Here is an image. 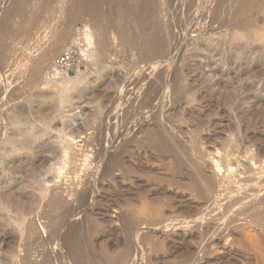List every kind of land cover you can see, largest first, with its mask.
<instances>
[{
	"label": "rangeland",
	"instance_id": "1",
	"mask_svg": "<svg viewBox=\"0 0 264 264\" xmlns=\"http://www.w3.org/2000/svg\"><path fill=\"white\" fill-rule=\"evenodd\" d=\"M101 1L0 0V147L13 135L23 140L20 130L38 132L49 159L37 164L45 195L32 188L30 173L14 198L6 195L4 186L16 179L4 183L9 171L0 164V261L264 264V227L255 214L240 212L245 193L248 205L264 198V0L244 11L238 6L245 0ZM95 4L106 13L98 22ZM119 6L129 15L124 9L118 17ZM87 30L90 44L80 40ZM154 37L164 42L155 58ZM72 46L76 68L55 74V58ZM92 52L96 59L86 62ZM222 78L235 89L216 85L206 98L191 100ZM175 79L182 89L172 91ZM52 153L61 156L58 163ZM212 157L228 158L236 170L218 181ZM203 173L217 186L208 188ZM60 189L63 202L50 204V191ZM85 189L93 195L86 202L79 198Z\"/></svg>",
	"mask_w": 264,
	"mask_h": 264
},
{
	"label": "bare ground",
	"instance_id": "2",
	"mask_svg": "<svg viewBox=\"0 0 264 264\" xmlns=\"http://www.w3.org/2000/svg\"><path fill=\"white\" fill-rule=\"evenodd\" d=\"M17 1V0H16ZM19 1V3L20 2H25V0H18ZM51 1V0H50ZM87 1V0H86ZM90 1V0H89ZM147 1H151V0H147ZM254 1L255 0H245V1H242V2H239V6H238V9H240V11H244V10H246L249 6H251L253 3H254ZM95 2H98V1H95ZM94 2V3H95ZM120 2V1H119ZM122 2V1H121ZM145 2L146 1H144V4H145ZM22 3L21 4H19V5H17V7L15 8V11H14V13H20V12H22V10H23V5H22ZM83 3V2H82ZM85 3H87V2H85ZM84 3V4H85ZM90 3V2H89ZM93 2H91L90 4H92ZM100 3L102 4V1L100 0ZM150 3V2H149ZM153 3V2H152ZM96 4H98V3H96ZM95 4V6H94V8L92 9V10H94L93 11V18H94V20H95V22L97 21H101L102 20V18L104 17V15L106 14H104V13H101V8H100V10H99V6L101 5H96ZM122 4V3H121ZM123 4H124V2H123ZM147 4V3H146ZM82 5V4H81ZM87 5H88V3H87ZM118 5V4H117ZM116 5V6H117ZM148 5V4H147ZM152 5V4H151ZM90 6V5H89ZM122 6V5H121ZM149 6V12H151L150 11V5H148ZM147 6V7H148ZM118 7V6H117ZM120 7V6H119ZM124 7V6H123ZM123 7H120L119 9L117 8V11L118 12H120L119 13V16L118 17H122L121 16V13L123 12V10L124 11H126V5H125V7L123 8ZM153 7V6H152ZM155 7V6H154ZM84 8V7H83ZM88 7H86V9H87ZM146 7H144V9H145ZM90 9V7L88 8V10ZM90 9V10H91ZM83 11V10H82ZM85 11V10H84ZM103 11V10H102ZM116 11V12H117ZM127 11H128V9H127ZM126 11V12H127ZM13 12V11H12ZM85 12H89V11H85ZM84 12V13H85ZM92 12V11H91ZM104 12H106V11H104ZM115 12V13H116ZM83 13V14H84ZM90 13V12H89ZM129 11H128V13H125L126 15H129ZM8 17H7V19H6V21L5 20H3V21H5V23H7L6 25H8V27L12 24V13L10 12H8ZM88 14V13H87ZM122 14H124V12L122 13ZM132 15V14H131ZM12 16V17H11ZM34 15H32V17H33ZM89 16H90V14H89ZM91 16V17H92ZM116 16H117V14H116ZM124 16V15H123ZM135 16V15H134ZM83 17H84V15H83ZM82 17V18H83ZM128 17V16H127ZM136 17V16H135ZM35 18V17H34ZM92 18V19H93ZM124 18V17H123ZM136 18H138V17H136ZM140 18V17H139ZM121 19V18H120ZM125 19H127V18H125ZM129 19H130V17H129ZM131 19H134V18H131ZM142 19V18H141ZM94 20H92V21H94ZM136 20V19H135ZM122 21H124V20H122ZM121 21V22H122ZM126 21H128V20H126ZM138 21V20H137ZM35 21H34V19H32V18H26V24L28 25V26H30V25H32L33 23H34ZM129 22V21H128ZM139 22V21H138ZM4 23V22H3ZM4 23V24H5ZM11 23V24H10ZM140 23V22H139ZM138 23V24H139ZM142 23V22H141ZM10 24V25H9ZM127 24V23H126ZM126 24L124 25L123 23H122V25H124V26H126ZM121 25V26H122ZM141 25V27H142V24H140ZM10 27H12V26H10ZM123 27V26H122ZM127 27V26H126ZM6 28V27H5ZM129 28V27H128ZM9 29V28H8ZM123 29V28H122ZM126 28L124 27V30H125ZM4 30V29H3ZM10 30V29H9ZM89 30V29H88ZM88 30H87V32H85V34L80 38V40H84V41H87V43H91L92 41H91V39H92V37H91V33H89L88 32ZM127 31H129V30H127ZM137 33V32H136ZM66 34V33H65ZM64 34V35H65ZM68 34V33H67ZM66 34V35H67ZM66 37L67 36H64V38H63V41H66ZM76 42V41H75ZM76 44H78V46H79V43H76ZM150 44H151V48H150V55L152 56V57H158V56H161V55H163V53H164V42H163V40L161 41L160 39H158V38H152V40L150 41ZM78 49V48H77ZM50 58V55L48 54V55H43L42 56V59H41V61H40V63H39V66L40 65H42L43 63H45L48 59ZM96 59V56H95V53L94 52H92V53H89V54H86V56H85V61L86 62H88V61H92V60H95ZM157 64V63H156ZM159 66H160V64H158ZM158 65H153V66H158ZM162 65V64H161ZM156 67H155V69H156ZM154 69V70H155ZM215 73H216V71H215ZM246 72L245 71H242L241 73H239V75L240 74H245ZM176 74H178L177 72H176ZM226 74H230V72H226ZM185 75V74H184ZM183 76V75H182ZM225 75H223V77H224ZM159 78H161L160 76H158ZM157 77V78H158ZM180 77V76H179ZM178 77V78H179ZM176 78H177V76H176ZM177 78V79H178ZM195 79V78H194ZM198 79V78H197ZM171 80V79H170ZM196 80V79H195ZM199 80V79H198ZM175 81H177L176 79L173 81V83L175 82ZM180 81H181V78H180ZM182 82V81H181ZM180 82V83H181ZM223 83H225V85L223 84ZM237 83V82H236ZM181 84H183V83H181ZM216 85L217 86H219V87H230V89L232 90V89H235V86L233 85V82L232 81H225L223 78L222 79H220V80H218V81H216L215 83H214V85L213 84H211V85H208L207 86V88L205 89V91H200L199 90V93L196 95V94H192V96L190 97L191 98V100L192 101H198V100H200V98H201V100L203 99V98H206V94H207V92H208V90H210V89H212V88H214V87H216ZM173 86V88H174V90L172 89V91H177V90H179V89H182L181 87V85L180 84H178V81L176 82V84H172L171 85V87ZM185 86V85H184ZM183 86V87H184ZM246 84H242L241 85V87H243V88H246ZM185 88V92H186V94L188 93L189 94V92L192 90V85H188V86H186V87H184ZM184 88H183V90H184ZM82 90H83V88H81V87H79V88H77L76 89V91H77V93H80V92H82ZM181 93H183V94H185L184 93V91H180ZM180 92H179V94H180ZM174 93V92H173ZM232 95V94H231ZM230 95V96H231ZM157 96V95H156ZM154 99V98H153ZM156 99H158V98H156ZM259 99V98H258ZM160 101V100H159ZM258 101V100H257ZM156 102V101H155ZM153 103V102H152ZM157 103V102H156ZM168 105V104H167ZM160 106V105H159ZM156 109H157V107H156ZM130 111V110H129ZM153 111V110H152ZM155 111V110H154ZM163 111V110H162ZM155 114H157V112L155 113ZM159 114V113H158ZM152 115H153V113H152ZM132 116V115H131ZM125 117V116H124ZM160 117V116H159ZM130 118V117H129ZM128 118V119H129ZM131 119V118H130ZM134 119V118H133ZM160 120V119H159ZM133 121V120H132ZM130 122H131V120H130ZM154 122V121H153ZM157 122H159V121H156V123ZM135 123V122H134ZM133 123V124H134ZM126 124V123H125ZM159 124H161V123H159ZM158 125V124H157ZM163 125V124H162ZM139 126H141V125H139ZM159 127V126H158ZM132 128V127H131ZM136 128V127H135ZM135 128H133V130L135 129ZM140 129H142L141 127H139ZM139 128L138 129H136V131L137 130H139ZM132 130V131H133ZM163 130V129H162ZM240 130H242V132H243V135H245L246 134V137H247V134H248V130L249 129H247L246 127H243V128H241ZM124 131V130H123ZM122 131V134L124 133ZM135 131V130H134ZM165 131V130H164ZM248 131V132H247ZM19 132H21L19 135H22V136H24V139L23 140H20V139H18V136L17 135H13V136H11L10 137V139L8 138L7 140H6V143H5V145L1 148L0 147V164L1 165H3L4 167H6V170L7 171H9L8 172V174H6L5 175V179H4V183L5 182H7L8 181V179H13V180H15L16 179V181H15V184H13V185H8V186H4V188L6 189L5 190V194L6 195H8V196H10L11 198H14L18 193H17V188L18 187H23V186H20L22 183H24V180H25V176H26V173H30V175L32 176V181L31 180H29L31 183H32V188H34V190H40L41 192H42V195H45L44 193H45V190H46V188L44 187V185H45V180L44 179H42V177L41 178H39V173H38V166L40 165H37L40 161L42 162V161H47V160H49L48 159V156H47V154H46V152L47 151H45L44 149V151L41 149V146L42 145H40V143H37V140L40 138V136H39V134H38V132L37 133H34V134H32V136H30V134L29 133H23L21 130L19 131ZM127 132V131H126ZM132 134V133H131ZM162 134V133H161ZM133 135H134V133H133ZM170 135V133L169 134H167V136H169ZM124 136H125V134H124ZM127 136H129V135H127ZM155 137V136H154ZM173 137V136H172ZM159 138H160V136H159ZM250 138V137H249ZM155 139V138H154ZM163 139V138H162ZM167 138H165V140L164 141H166V142H162V140L161 139H159V142H162V144H164V147H166L167 149H168V151L169 152H174L175 150H174V143L172 144V142H168L167 140H166ZM170 139V138H169ZM173 139V138H172ZM249 140V139H248ZM124 141H125V139H124ZM124 141H122V142H124ZM126 141H127V139H126ZM125 141V142H126ZM173 141V140H172ZM176 141V140H175ZM122 142L120 143V144H122ZM124 142V143H125ZM128 142V141H127ZM126 142V143H127ZM115 143V142H114ZM123 143V144H124ZM176 143V142H175ZM122 144V145H123ZM160 144V143H159ZM126 145V144H125ZM161 145V144H160ZM177 145V144H176ZM121 146V145H120ZM125 147V146H124ZM162 147H163V145H162ZM178 147V146H177ZM43 148V147H42ZM122 147H120V149H121ZM166 148H164V149H166ZM123 149V148H122ZM121 149V150H122ZM166 149V150H167ZM174 150V151H173ZM49 151H50V149H49ZM195 151V150H194ZM40 152V153H39ZM53 152V151H52ZM56 152V151H55ZM54 152V153H55ZM183 152V151H182ZM218 152V151H217ZM59 153V152H58ZM57 153V154H58ZM195 153V152H194ZM53 154V153H52ZM57 154H53L54 155V157H53V155H52V160L54 161L53 163L55 164V163H58L59 162V160L61 159V156L59 157V154L57 155ZM120 154H122V153H120ZM218 154V153H217ZM124 155V154H123ZM123 155H122V157H123ZM187 155V154H186ZM193 155V154H192ZM216 155V154H215ZM214 155V156H215ZM223 155V154H222ZM221 155V156H222ZM250 155H252V154H250ZM257 155V154H256ZM113 156H114V154H113ZM120 156V155H119ZM118 156V159L117 160H119V157ZM183 156H184V154H183ZM224 156H228L227 155V152H226V155H224ZM249 156V155H248ZM110 156L108 155V157L106 158V159H108ZM117 157V156H116ZM115 157V158H116ZM121 157V158H122ZM185 157V156H184ZM192 157V156H191ZM257 157V156H256ZM259 158H260V156H258ZM115 158H114V161H115ZM187 158H189V157H187ZM212 158H214V164H215V169H216V171L215 172H218V175L220 174V172H222V171H224L223 172V176L221 175V176H218V175H216V177L215 178H217V180L219 181V180H223V179H225L224 177L226 176L225 175V172L227 171V172H230V171H233L235 168H233V164H232V162L233 161H229V160H226V159H228V158H226V159H224L223 157H218V158H215V157H212ZM243 158V157H242ZM255 158V157H254ZM198 159H199V157H198ZM251 159V158H250ZM252 159H253V157H252ZM251 159V160H252ZM109 160V159H108ZM106 161V162H109V164H107L106 163V165H104V167H102V168H104V171H106L107 169V172L110 170V168H109V165L111 164L110 163V160L109 161ZM113 160V159H112ZM190 160V159H189ZM240 160V159H239ZM246 160V159H245ZM191 161V160H190ZM194 161V160H193ZM196 161V160H195ZM235 161V160H234ZM249 161V160H248ZM254 161V160H253ZM44 162V163H45ZM49 162V161H48ZM121 162H122V160H121ZM240 162V161H239ZM238 162V163H239ZM43 163V162H42ZM42 163H41V165H42ZM103 163H104V161H103ZM196 163V162H195ZM194 163V164H195ZM241 163H244L243 161L241 162ZM245 164V163H244ZM244 164H243V167H244ZM44 165V164H43ZM42 165V166H43ZM114 165H115V163H114ZM193 165V164H192ZM196 165H198V164H196ZM242 165V164H241ZM247 165V164H246ZM245 165V166H246ZM110 166H113L112 164L110 165ZM239 166L240 165H238V167L237 168H239ZM248 166V165H247ZM51 167V166H50ZM252 167V166H251ZM254 167V166H253ZM260 167V166H259ZM40 168V167H39ZM193 168H194V166H193ZM196 168V167H195ZM246 168V167H245ZM244 168V169H245ZM247 168H249V167H247ZM246 168V169H247ZM198 169H200V167H199V165H198ZM196 170L197 172L199 171V170ZM240 169V168H239ZM239 169H237V170H239ZM242 170H243V168H241ZM245 169V170H246ZM253 169V168H252ZM201 170V169H200ZM236 170V169H235ZM195 171V172H196ZM202 171V170H201ZM201 171H199V172H201ZM241 171V170H240ZM244 171V170H243ZM247 171V170H246ZM249 171H251V169L249 168ZM107 172H105V173H107ZM238 172V171H237ZM245 172V171H244ZM243 172V173H244ZM257 172V171H256ZM101 173V172H100ZM104 173V174H105ZM202 173V172H201ZM242 173V172H241ZM102 174H103V171H102ZM222 174V173H221ZM238 174H240V173H238ZM245 175H246V173H244ZM249 174H250V172H249ZM28 175V174H27ZM241 175V174H240ZM244 175V177H248V176H245ZM101 176V175H100ZM201 176V175H200ZM200 176H199V178H200ZM202 176H203V178H202V181L203 182H205L206 181V183H207V187L208 188H210L211 189V187H216L217 185L215 184V183H217V181H216V179L215 178H212V176H208V174H206V173H203L202 174ZM201 176V177H202ZM233 176V175H232ZM237 176H239V175H237ZM254 176H256V175H254L253 174V176L252 177H254ZM258 176V175H257ZM221 177V178H220ZM231 177V176H230ZM230 177H228L229 178V183L230 182H232V178L230 179ZM236 178V177H235ZM250 178V177H249ZM237 179V178H236ZM244 179V178H243ZM243 179L241 180L242 182H244L243 181ZM256 179V178H255ZM28 180H26L27 182H28ZM201 180V179H200ZM199 180V181H200ZM238 180H239V178H238ZM251 180V179H250ZM252 180H254V179H252ZM255 181H259V180H255ZM260 181H261V179H260ZM236 182V181H235ZM238 182V181H237ZM237 182H236V184H237ZM234 183V182H233ZM232 183V184H233ZM239 183V182H238ZM251 183V182H250ZM262 183H264V179H263V182ZM209 184V185H208ZM231 184V183H230ZM240 184V183H239ZM238 184V185H239ZM243 184V183H242ZM246 184H248L247 182H246ZM256 184V183H255ZM261 184V183H260ZM24 185H29L28 183H26V184H24ZM235 185V184H234ZM234 185H232L231 186V188H233V186ZM245 185V184H244ZM262 186V185H261ZM236 187H237V185H236ZM241 187V186H240ZM239 188V187H238ZM248 188V187H247ZM250 188V187H249ZM262 188H264V185L262 186ZM210 189H209V191H210ZM241 189V188H240ZM253 189V188H252ZM257 189V188H256ZM60 190H62V189H60ZM60 190H59V194H58V192L57 191H50L51 192V194H50V199H49V203L50 204H57L58 202L59 203H61V202H63V201H61L60 202V200L61 199H63L62 198V196H64L63 195V190H62V192H60ZM237 190H239V189H237ZM254 190V189H253ZM259 190V189H258ZM261 190V189H260ZM208 191V190H207ZM212 191V190H211ZM246 191H248V190H246ZM255 191H257V190H255ZM255 191H253V192H255ZM55 192H57V193H55ZM243 192V191H242ZM259 192H261V191H259ZM258 192V193H259ZM60 193H61V196H59L60 195ZM89 193V190L88 189H85L84 191H82L81 193H80V199L81 200H83V201H85L86 202V199L88 200L89 199V197H92L93 195L92 194H88ZM58 194V195H57ZM235 194V193H234ZM252 195H253V193H251ZM255 194L257 195V193L255 192ZM255 194H254V196H255ZM264 194V193H263ZM263 194H261V196H263ZM90 195V196H89ZM238 195V194H237ZM252 195L250 196V197H252ZM230 196H232V195H230ZM242 196V195H241ZM253 196V197H254ZM258 196V195H257ZM234 197V196H233ZM232 197V198H233ZM240 197V196H239ZM249 197V195H248V193H245L244 194V196H242V198H241V203H240V205H242V202L244 203V205H245V207H243V206H240V207H243L242 208V210L240 211L242 214H255L254 216V218H257L255 221H256V223H257V221H259L258 223H260V225L259 226H261V224L263 225V227H264V198H259L260 200H257V201H255V202H252V203H249V205L246 203V199ZM230 198V197H229ZM235 198V197H234ZM237 198V197H236ZM240 198H239V200H240ZM255 198V197H254ZM225 199V198H224ZM239 200H237V202H239ZM254 200V199H253ZM252 200V201H253ZM64 201H65V199H64ZM231 201V200H230ZM235 201H236V199H235ZM245 201V202H244ZM248 201V200H247ZM248 202H250V201H248ZM65 203V202H64ZM82 203V202H81ZM233 203V202H232ZM236 203V202H235ZM66 204V203H65ZM84 204V203H83ZM86 204V203H85ZM84 204V205H85ZM234 204V203H233ZM239 204V203H238ZM247 204V205H246ZM230 205V204H229ZM236 205H237V203H236ZM235 205V206H236ZM233 206V205H232ZM231 206V207H232ZM235 206H234V208H235ZM75 207V206H74ZM78 208H79V206H78ZM241 209V208H240ZM235 211V210H234ZM233 211V212H234ZM229 212V211H228ZM231 212V211H230ZM232 213V212H231ZM234 214V213H233ZM236 215V214H235ZM239 215H240V213H239ZM238 215V216H239ZM258 217H257V216ZM237 216V215H236ZM235 217V216H234ZM231 220V219H230ZM254 221V220H253ZM3 240H1V238H0V242H2ZM69 248V247H68ZM69 252H70V249H69ZM75 252V251H74ZM64 254V253H63ZM81 255V254H80ZM85 255V254H84ZM136 255V254H135ZM137 256V255H136ZM76 257H79V256H76ZM81 257V256H80ZM83 257L84 256H82V258H79V260L78 261H81V262H79V263H81V264H83V262H82V259H83ZM123 257V256H122ZM125 258V257H124ZM132 259V258H129V257H126V259ZM138 258V257H137ZM81 259V260H80ZM85 259V258H84ZM123 259V258H122ZM77 260V258H75V261ZM85 261V260H84ZM134 261V260H133ZM123 262H125V260H123ZM126 262H128V260L126 261ZM125 262V263H126ZM132 262V261H131ZM77 263V262H76ZM78 263V264H79ZM87 263V262H86ZM0 264H3L1 261H0ZM84 264H85V262H84Z\"/></svg>",
	"mask_w": 264,
	"mask_h": 264
},
{
	"label": "built area",
	"instance_id": "3",
	"mask_svg": "<svg viewBox=\"0 0 264 264\" xmlns=\"http://www.w3.org/2000/svg\"><path fill=\"white\" fill-rule=\"evenodd\" d=\"M78 62L77 48L72 46L55 58L53 71L55 74L68 75L76 68Z\"/></svg>",
	"mask_w": 264,
	"mask_h": 264
}]
</instances>
